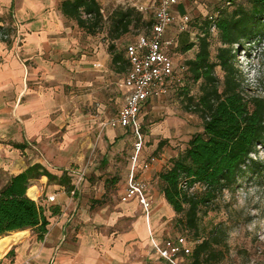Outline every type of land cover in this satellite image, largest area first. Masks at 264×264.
<instances>
[{"label":"crops","instance_id":"obj_1","mask_svg":"<svg viewBox=\"0 0 264 264\" xmlns=\"http://www.w3.org/2000/svg\"><path fill=\"white\" fill-rule=\"evenodd\" d=\"M61 1L0 0V27L9 30L15 25L20 35V43L15 50L10 40L0 41V170L7 175L0 187L9 176L34 163L50 172L40 160L27 162L17 152L24 151L30 144L38 105L31 101V93L21 90L23 72L27 73L26 65L29 74L30 71L47 72L50 69L47 74H60L64 83L76 79L80 83V115L85 102L91 100L99 101L103 107L113 100L116 113L125 94L123 78L128 64L124 45L146 30L135 33L130 40H127V36L132 32L131 28L115 37L108 31L107 18L116 7H134L141 13L147 6L151 9L152 5V0H97L103 21L94 33H86L73 19L60 12ZM117 2H130L131 6L113 7L112 3ZM107 3L112 6H107ZM171 11L172 22L176 17L181 18L186 11L185 0H177ZM168 26L163 35L175 36L173 48H176L180 39L177 34H166ZM97 35L101 39L97 40ZM173 48L169 50L170 56L173 55ZM117 52H120V60L112 61V54ZM76 72L80 73V78H75ZM89 73L94 75L93 79L86 78ZM22 97L29 101L21 102ZM153 98L156 97L146 99L142 105ZM42 105L44 110H48V102ZM60 108L64 109L65 106L61 104ZM135 121L140 132L137 115ZM86 127L81 128L88 129ZM129 133L135 138L130 127L116 129L107 125L103 132L109 143L118 142ZM140 135L142 137V133ZM4 138L8 140L4 141ZM14 144H22L23 147L18 148ZM169 157L163 154L153 157L148 168L137 174L147 184L146 197L150 202L146 212L141 210L137 197L124 202L119 200L126 184L129 161L125 183L117 201L111 206H97L88 200L97 195L90 196L86 191L85 174L80 182L81 187L73 194L69 193L78 169L64 170L59 174L50 172L57 177L62 175V183L47 181L44 176L29 179H36L39 185L43 183L46 186V204L40 206L47 221L45 231L40 237L31 228L1 235L0 264H170L152 249V244L160 245L165 237L177 234L168 231L167 226L174 220L175 214L160 193L157 180L158 171L166 165ZM148 158L138 156L139 161ZM39 193L35 185L28 186L26 190V196L30 199L37 198ZM48 196H53V200L47 201ZM176 260L180 264H187L188 257L178 255Z\"/></svg>","mask_w":264,"mask_h":264},{"label":"rangeland","instance_id":"obj_2","mask_svg":"<svg viewBox=\"0 0 264 264\" xmlns=\"http://www.w3.org/2000/svg\"><path fill=\"white\" fill-rule=\"evenodd\" d=\"M130 2L112 4L113 7H124L131 6ZM185 2L184 15L187 20L184 29L177 32L180 18L176 17L166 33L177 34L180 39L178 47L171 51L174 75L178 81L169 84L162 95L145 102L137 114L141 126L139 133H142L138 156L143 159L151 156L157 158L161 154L174 156L184 147L191 133L201 131V119L192 111V106L186 99L190 96L195 100L198 83L186 79L184 71L180 69L184 59L193 55L195 47L182 52L181 46L196 41L199 22L213 12L219 1ZM112 4L106 5L111 7ZM141 13L144 17H151L150 7L147 6ZM139 31L141 30H132L127 40L133 39ZM96 39L101 38L97 35ZM208 41L212 54L218 45L216 33L212 29ZM19 43L20 40L15 47L11 44L13 50ZM232 47L236 49L233 66L239 75L243 93L264 97V36L233 44ZM26 69L27 73L23 72L22 75L24 83L21 90L31 93V101L38 105L35 111V131L29 139L30 144L24 151L17 152L27 162L40 160L55 174L64 170L82 169L86 191L90 196L97 195L88 200L97 206H111L117 201L118 193L125 183L126 166L135 141L131 133L118 142L109 143L106 140L103 132L107 125L104 122L115 113L116 103L112 100L111 104L103 107L99 101L91 100L85 102L80 115V83L76 79L64 83L60 74H47L50 69L47 72L30 71V74L27 65ZM214 73L221 80L222 72L217 66ZM75 76L80 78V73L76 72ZM86 78L93 79L94 75L89 73ZM185 89L186 93L183 92ZM62 93L65 94L64 98ZM20 101L29 100L22 97ZM45 102H48V110L43 109L42 104ZM61 104L65 106L64 109L60 108ZM83 126H88V129L82 130ZM5 140L8 139L4 138ZM250 157L255 165L250 166L237 179L235 188L223 191L208 207L200 210L196 232L183 228L175 220L167 226L169 233L183 234L189 241L209 235L218 237L217 260L214 264H264V145H255ZM6 176L0 170V183ZM31 185H35L40 192L37 198L31 200L44 207L48 195L45 184L39 185L35 179L28 181V186ZM80 187L79 184L77 188ZM198 187L199 185H195V188Z\"/></svg>","mask_w":264,"mask_h":264},{"label":"trees","instance_id":"obj_3","mask_svg":"<svg viewBox=\"0 0 264 264\" xmlns=\"http://www.w3.org/2000/svg\"><path fill=\"white\" fill-rule=\"evenodd\" d=\"M218 1L213 12L199 22L196 41L181 46L183 52L195 45L192 57L183 61V73L198 83L195 100L186 99L201 119V131L191 133L184 147L157 173L159 191L174 212L175 222L192 232H196L200 210L223 191L235 188L237 179L255 165L250 157L255 145H264V97L243 93L232 47L264 36V0ZM59 9L86 33H94L103 21L97 0H62ZM107 19L108 31L115 37L129 28L146 30L152 22L134 7H116ZM211 29L218 41L212 54ZM111 58L120 60V52ZM216 66L222 72L221 80L214 73ZM39 176L62 183V175L57 177L34 163L9 176L0 187V236L31 228L40 237L45 231L47 221L40 205L25 195L29 179ZM218 244L213 235L197 238L187 264H214Z\"/></svg>","mask_w":264,"mask_h":264},{"label":"built area","instance_id":"obj_4","mask_svg":"<svg viewBox=\"0 0 264 264\" xmlns=\"http://www.w3.org/2000/svg\"><path fill=\"white\" fill-rule=\"evenodd\" d=\"M177 0H152L151 18L152 22L145 32L136 35L134 41L124 45V54L128 68L123 78L125 94L123 101L114 116L104 122L110 127H130L135 135L132 143V154L129 157V169L126 184L119 200L124 202L137 197L143 212H146L150 200L146 197V181L137 174L148 168L153 157L145 161L138 160L141 147V135L135 121L136 115L142 103L150 98L162 95L167 86L178 81L174 75V67L169 50L175 46L176 37L164 36L165 28L173 20L172 7ZM142 10V7H139ZM186 16L179 19L177 31L184 29ZM19 33L15 25L9 30L0 27V41L10 40L11 44L17 46ZM185 70V66L180 67ZM83 170L78 169L74 182L69 191L73 194L83 178ZM53 196H48L47 201H52ZM195 241H189L180 233L164 238L160 245L152 244V249L164 261L170 264H180L176 260L178 255L188 257Z\"/></svg>","mask_w":264,"mask_h":264},{"label":"bare ground","instance_id":"obj_5","mask_svg":"<svg viewBox=\"0 0 264 264\" xmlns=\"http://www.w3.org/2000/svg\"><path fill=\"white\" fill-rule=\"evenodd\" d=\"M2 243H3V242H0V248H1Z\"/></svg>","mask_w":264,"mask_h":264}]
</instances>
